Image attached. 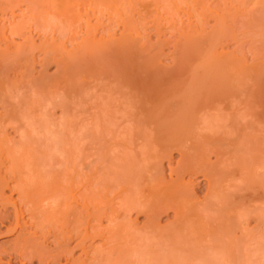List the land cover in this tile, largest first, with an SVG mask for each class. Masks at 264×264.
<instances>
[{"label": "bare ground", "instance_id": "obj_1", "mask_svg": "<svg viewBox=\"0 0 264 264\" xmlns=\"http://www.w3.org/2000/svg\"><path fill=\"white\" fill-rule=\"evenodd\" d=\"M179 1L180 3H177ZM233 1L215 0L214 2L211 0L210 1L209 0H150V1L148 0H0V6H5L7 10L8 8H10V10H12L10 14L12 13V15H15L13 10L14 7H18L21 4L22 5L24 4L26 6L25 8L27 9V11L31 12V14L32 13H34V15L36 14L37 17L45 19V21H47L46 18L49 14V16L51 15V18L52 16L55 17L56 19H58V21L60 20L59 22H61L62 24L64 23L65 26L69 25V28L71 27L70 25L78 23L79 24L78 26L79 27L81 26V29L82 27L84 28V34H85L82 36L79 42H76L77 43L76 45L73 44L72 48L69 47L70 49L67 48L68 47V45L66 44L67 40L74 43L75 39H77L73 37L75 36V32L72 30H71L72 34L70 35V37L67 39L64 38L66 39L65 41L57 42L56 41L57 39L53 38L51 39V41L44 40L41 44L39 42L40 45L39 44L37 45L35 44L36 42L34 41V39L29 40L30 37L28 38L27 36V39L24 38L25 40L23 39L21 43L15 45V49L12 48L13 50L12 49L10 50L11 48L10 46L16 41L11 44H7L12 42V40L10 42H7L8 39H10V37L7 35L9 34L11 38L15 35L23 36L24 34L22 30L27 26L25 23L26 21L21 18L25 24L20 20L17 23L11 22L9 23L10 25L7 24L9 25L7 27L6 26L4 27L5 23L2 22L4 25L2 26L0 25V28L1 27L4 28L0 29L2 30L0 31L2 32L0 33L1 34L0 40L2 39L5 41L7 40L6 41L7 43L6 45H4L5 49L0 47L1 49H3L0 50V105L2 106V115L0 114L1 116L0 134H2L1 131H3L6 128V126H8V124H11L16 120H18L19 122V118L25 117V114L23 116L24 112L23 113L20 112L17 109V105L15 106L14 103L12 104L13 101L9 102L8 100L11 96H13L14 97L13 99H15V95H13L10 91L19 88V85L15 83L16 79L14 78L15 80H13L11 76L15 75L18 79V77L21 74L18 83H20L21 81L20 85H22L23 87L30 86L31 91L34 89V91L39 92L40 90L39 93L33 91L35 95L40 94L41 96V94L43 93V89L41 92V89L39 88L42 87L45 88L48 91V93H50L49 96L47 95L49 98L54 94L57 95L58 97L59 96L62 97V100L67 99L70 101L72 99L73 101H75L74 98H80L79 96L83 92L82 89H84L82 86L84 82L83 76L86 73L90 72V74L92 73V75L94 76L97 75L99 76V78L103 77V79L107 81L106 82L107 84L103 83V85L101 86L105 91V93L107 92L108 95H110V96L107 95V97H104L105 95H103V97L106 100L107 98L111 97V99L113 100L116 98L117 100L120 101V104L118 103L117 106H119L121 111H123L122 112L123 115L125 113L124 115L125 117H123L122 115L123 120L121 117L120 121L122 120V123L125 122V124L126 123L130 124L129 127L131 128L130 129H128L129 127L127 128V133H129L128 136L130 138L129 140L132 145L136 144L137 145L136 147H139V151L135 150L134 155L127 154L129 155L127 158L128 164L126 162L127 165L125 166L124 169L120 167L121 171L120 168L118 171L115 170L117 171L116 174L118 177H120L118 172L121 173L120 178L116 177V174L114 175V177L116 178L114 177L110 179L107 178L109 180L105 178L107 180V181L104 180L105 184L107 183L106 188H104L105 184L102 183L103 181L102 182L100 181L102 187L105 189L103 194L108 195V193L109 194L113 193V195H111V198L115 197L114 192L115 193L117 192L118 194V196L116 195L117 197H120V195L122 194V198H120V200L122 199L120 208H122L124 212L129 213L135 211L137 214H144L146 216V223L144 222L145 224H142L143 228L141 229L147 232L146 235H148L149 233L151 236H153L152 233L158 230L157 224H159L158 222L161 220L160 217H162V214L165 215V213L167 214L170 210L174 212L175 221L173 223L172 222L170 223V225L173 224L172 226L174 227L169 228L170 227L169 225V227L166 228V230L168 231H165V229H163L164 231L161 230L159 232L160 236L166 239V242L168 243V245L163 248H167V251L165 249V252L168 253L167 255H169L170 253L169 255L170 257L167 256L166 253L165 254L163 253L162 256V254H159V252L161 253V251L163 250L161 249L160 251H158L157 249V252L156 253L153 252V255L155 257L158 255L157 258H159L160 261H162V263L159 262L157 264H164V263L167 264L168 259L171 257L173 258L171 254L175 256V258L173 259H175L176 261L179 260V262L180 260L183 259L181 258V256L180 259L177 256V254L178 255L185 254L186 256L184 255L183 258L185 259L188 256L189 258L186 259V261L188 260L189 262L190 260L197 259V257H195L196 249H194L193 246L199 245L197 244L198 242L202 244V239L200 240L199 237V230L201 233V229H203V226L201 227V225L199 224L201 223L200 221L204 219L203 217L205 215L203 217L199 215L200 218L202 217V219L201 220L199 219L200 221H198L197 226L195 224H197L198 218L196 220L195 218L199 217L198 214H201L199 211H202V208L207 210L208 209L210 210L212 208H217L219 210L218 212L219 214L220 213L228 214L230 212L236 213L237 217L234 219L235 214H233L232 220L231 217H228L229 220H227L226 219L227 215L226 217H223L222 219H225L226 221L224 223L222 222L223 224H221L220 222L221 220L218 221L220 222V225H216L215 223L217 220H213L215 221L214 223L211 220V216L209 217L207 216V217L212 222L209 220L206 221V218L205 221L203 222H205V224H208L207 226H209V228L211 227L213 230V234L211 229L210 231L208 230L207 232H211L209 234H212V236H214L212 237L210 235L212 238H209L210 241L212 239L211 241L213 242L212 245L215 244L216 246V247L214 246L213 249L212 245L209 244L214 251L218 249L217 252L221 251L219 252L220 255L223 253L222 251L224 252L229 251L224 254L228 256L229 262H231L232 264H249L246 261L247 258L245 260H244L245 257L243 258L244 253H242L243 254L242 255L240 252L239 253L237 252L238 253L237 254L235 249L237 246L240 247L239 243H243L241 241L243 240L246 241L245 236L246 234H249V232L243 233L242 231L241 236H243L244 239L243 237L240 236L241 240H237L238 242L240 241L238 243L234 241L235 238L233 239L232 235L234 233L232 231L235 229L238 231V228L239 231L243 229L242 226L245 224V221H247L248 216L250 215L249 211L245 210L247 208L246 205L248 203L249 204L252 203L251 205H253V202H257L261 199L262 201H264V192L261 191L262 189H264V182H261L260 183L261 185L258 184L262 186V188L260 187L261 188L260 191L262 192L261 194L260 191L259 192L257 191L258 193L257 192L252 193V191L251 192L249 191V189L253 185L252 184L253 181L256 183L255 181L256 177L258 178V181H260L261 175L259 178V176L254 174L256 172L255 170L256 165L254 168H252L253 170H255V172L251 173L255 176V179L253 175L252 176L247 175V172L249 174V171H251L248 169V167L249 166L251 167V165H249V161H250V160L248 161L249 157L248 159L246 158V160L248 161L247 162L245 161V158H243L244 156L243 154L246 152V150L250 151V149H245L247 145L246 144L244 145V143L240 142L244 131L246 132L245 137L251 135V132L253 131L252 128H254V122L260 124V122L264 121V47L259 48L260 46H264L262 45L261 42L262 40H264V38H262L264 36H262L261 38L259 37L261 40L258 41H260L261 45L258 46L260 43L256 44L260 50L254 49V52L256 51V53L259 50L260 53L258 54L260 56H256L258 54L254 55L253 52L252 57H257L256 59L258 60H255L254 64L251 65H249L250 63L247 64L246 58L244 59L245 56L242 55L243 52L242 48L245 47L241 46V48H239V41H240V37H242L247 33H250V36H256L255 39L259 35L260 36L264 35V31H262V34L255 35V33L256 34L258 33L257 31L258 28L260 27L264 28V0H239V4L238 2L236 3L238 4V7L236 5L233 6L232 3ZM73 2H76L78 4V5L76 4L77 6L83 4L84 6L85 5L89 6V8L92 7L93 12L99 13L98 17H96V20L94 21L95 23H93L90 20L93 17L94 13L92 12L93 14L92 13L90 14L89 12L91 8L88 9L89 10L88 11L85 9L86 6L84 8L85 10H82V8H80V11H84L87 19L85 18L86 21L85 22L83 21L85 24L80 22L81 20L80 18H82L80 16L83 15L84 13L81 12L83 14L80 15L78 7L76 9L73 8L74 6ZM230 2L232 4L231 6L228 5V3L230 4ZM251 4L252 5L257 4V6L254 5L255 7L253 6L251 9H248L247 7ZM170 5H172V7H169ZM242 6L243 8H241ZM2 8L0 7L1 12L3 11ZM87 11L90 15L86 13ZM101 15L106 16L105 18L108 24L105 22L107 26H103V27H106V29L105 30L102 29L100 32L101 35L99 36L97 34L99 32L97 28L101 26L104 22L102 21L103 17L101 18ZM184 15H186L185 18H187L186 22L182 19ZM90 16L91 18L89 19ZM13 18L11 16V19ZM210 20H213V24L209 25ZM33 23H36V21ZM113 24L116 26V28H118V30H120L119 35L116 34L117 29H114L115 26L114 27L111 26ZM51 25H49L50 26L49 29H53L51 28ZM110 26L113 27L114 32L111 31L112 28L110 29ZM35 27L38 29L39 25L38 27L37 26ZM46 30L47 29H45V31ZM109 30L112 33H108ZM6 31L9 32V33L7 32V35H6ZM40 33L43 32L41 31ZM65 34H67V32ZM61 36L63 37V35ZM154 36L155 39H153ZM246 37H249V35L248 34L247 36L245 35L244 38ZM255 39L252 40L251 38L253 42L257 41ZM229 42L235 43V47L233 48V50L230 49V51L228 48H227L228 50L225 49V46L229 44ZM242 44L244 43H241V45ZM256 45L254 46L256 47ZM251 46L252 45H250L248 48L251 49ZM171 47H173L172 50L175 53V55L173 58L174 66L172 65V68L170 69L171 66L169 68L168 67L166 68L167 65L165 66L164 63V67H163L161 65V62L163 58H165L166 56L167 52H165V50ZM38 53L41 54L42 57L40 56V58H38L37 56ZM51 64L56 65L57 72L55 70L56 74L53 75L52 73L53 76L51 75L49 77L44 73L47 71L46 68L48 69L49 68L48 66H50ZM36 65H41L43 69H45L44 70L45 72L44 71L41 72L42 73L41 75L37 74L38 75L37 78L33 76L34 75L33 72L34 69L36 68ZM20 66H22L23 69ZM18 67L21 70L20 74H17V72L20 71L18 70ZM97 83H99V81ZM26 88L24 87V89ZM28 90H30V88H28ZM16 92L18 93V91ZM42 95L45 96L44 94ZM41 98L44 97L41 96ZM41 98L38 96L37 100L35 99L36 102L37 101L39 102ZM10 99H12V97ZM23 100L25 101V99ZM23 100L21 99L20 101ZM67 100L66 102L62 101V104L63 103L69 104L70 101L67 102ZM27 101L28 103H30L29 100ZM71 103L72 102H70V105ZM70 105L68 107H70ZM30 106L32 109L30 110L31 113V111H33L32 103L30 104ZM103 106L105 107L106 105H102V107ZM25 113L26 115L30 114L28 111ZM76 114L78 113L76 112ZM116 114H118L117 116H119V113ZM99 116L100 114L98 115V118H96L97 122L95 118L93 119V121H95L93 122V125L97 124L99 126V123H102L101 122L102 119L99 120ZM108 117L110 119V117L112 118L113 116L112 114L109 113ZM244 117L252 118L254 119V121H251L249 124L243 123L242 120L244 119ZM100 118L102 117L100 116ZM109 119H107L106 117V120L108 122ZM113 119H116V117L115 118L113 117ZM50 123L52 124V122ZM110 126L112 127V125ZM11 127H14V125H12ZM111 127L110 130H112ZM249 128H251L250 135H248L247 133L249 132L246 131ZM13 129L18 130V128H13ZM112 132L111 134H113ZM64 135H68V134H64ZM90 135L92 136L94 134L92 133ZM22 136L24 137V135ZM261 140L264 141V139ZM259 142L261 144H264L261 141ZM259 142L257 141V143ZM5 144L2 146H6V148H9ZM75 144L79 145V143L78 144L75 143ZM261 144L258 145L256 144V146H259ZM48 145L50 146V144ZM24 146L29 147L26 144H24ZM43 146L47 148V144L46 145L43 144ZM250 146L252 147L254 145L252 144ZM256 146L255 149L257 150L258 147L256 148ZM261 147H264V145H262ZM4 148L3 150L0 149L1 150L0 151V204L5 207L11 204V206H13L14 213L10 214L9 211H7L8 209H5V207H3L5 211L3 213H0V224L4 225V223H7V221L9 222L12 220L13 227L12 228L10 227L11 228L10 230L8 227L7 230H9L8 232L11 233H17V237L16 240H14L13 242H5V243L2 242V244L0 245V264H13V262L15 264L17 262H18L17 264H129V261L133 259L134 256L137 254V252H135L136 250L133 249H136L137 247L138 248L137 251H138L139 248L141 249V245H139L140 247H138V245L136 244L137 243L136 241L139 239L137 240L133 239L135 240L133 241L135 248L132 249L131 247L133 246V243H131L132 237L130 236L133 235L134 233L131 234L129 232L130 233L129 235L128 231L132 232V230L134 229L129 230L130 228L126 226L128 224L126 225L124 224L128 222L126 221V219L129 216L128 214L125 213L127 217L124 216V219L126 218L124 223L121 220L123 224L120 223L118 225L117 223L120 221L115 222V219H117L118 216L119 217L121 216L118 211L119 208L118 210L117 209L115 210L114 208L110 207L109 203L108 206L106 204H103L106 203V200L109 199H107L106 195H103L101 192H100L101 194H99V192L97 193V195L95 194L96 196L91 192H89L88 197L87 195L85 196L83 194V197L85 196L84 199L86 198V200L84 201L82 199L84 201L82 206L78 207L79 205L78 206L77 204L74 205L73 201H76V199H78L77 196L73 193L74 191L71 189L74 186L73 184L74 181L73 183L70 181L72 183L71 185L72 187L69 188H67L68 186L63 187V185L58 186L59 181L57 179H59L58 176L61 174V172H59L60 173L59 175L57 173L56 180L53 178V180L55 181L53 180L47 181L44 180V178L42 177L41 180L40 178H38L39 181H37L36 184L34 183V181L33 183L29 184V182H27L26 179L27 177L26 178H24L25 176L22 177V175H24L23 173L24 170H26L25 168H22L23 162L25 161L28 162V160H25L28 159L27 158L28 156L24 158V153H23L21 155L22 157L19 156L18 158V156H16L14 153L16 152L19 154L20 151L19 149L18 152L16 150H14L15 151L14 152L13 149L15 148H12V146H11L12 149L10 148L5 150L6 148L5 149ZM50 148L53 149L54 147H52L51 145ZM259 148L257 152L259 151L262 152V150H259ZM255 149L253 151L251 148L252 154L253 152H256ZM75 151L77 152V150ZM176 151L179 152V159L174 167L168 166L169 178L167 179V176L164 171L165 168L164 165L166 161H168V163L172 162L174 152ZM261 152L260 154H262ZM59 153H62L61 150ZM4 154L9 155L12 159H10L9 156H5ZM13 154L15 155L14 156L15 158L12 157ZM260 154L258 155L255 153L254 157L251 155L250 156L253 157L254 160V158L256 159L257 156L260 157ZM31 155L32 154H30L29 159H31ZM35 157L36 156L32 157L33 162L31 163L33 164ZM212 157H214V159ZM239 157L240 158L242 157V159L245 161V163L244 161L242 163L244 164L243 166L241 165V160L239 162L232 161L233 159L235 160L240 159ZM7 158L10 161L6 162ZM36 158L39 159L38 157ZM36 158H35V163L39 162L36 161L37 160ZM257 159L258 160L256 162L258 163V161L261 160V157ZM5 162L8 163V165H6ZM26 162L24 163V167L26 165H30V163L28 164ZM252 163L253 161L250 162V164ZM41 164L42 163H40V166ZM44 164L45 162L43 163V165ZM245 164L247 165L245 166ZM40 166L38 165V168ZM56 166L57 165L55 163L54 167ZM60 166L64 167V165H60ZM33 167L35 168V166ZM244 168L245 169L247 168L246 170H249L244 172L245 175L253 178L254 179L253 181L248 177L243 178L245 177L243 176L244 173L240 175V172L242 170L245 171ZM74 169L76 170V167H74ZM35 170L33 171L31 170L32 173H36V171H38L39 169L36 171ZM45 172L46 171H44L43 173L45 174ZM40 173L38 172L36 174L38 175ZM43 173H41V176ZM113 173L115 172L113 171ZM27 174L28 176L30 175V173ZM91 175H93V173ZM104 175L107 176L106 174ZM197 175L198 176L201 175L203 177L202 180L204 179L207 181V188H206L207 193L205 194V197L202 198L203 200L202 199L199 200V201H203V203L199 202L201 204L199 203L196 204L198 202L195 201L197 199H194L196 194L194 195V197L192 196L194 185L198 184L195 183L193 185L194 180L192 179H194ZM33 176L35 175L33 174ZM33 176L31 175L30 177ZM84 176H88V175L85 174ZM187 177L188 180H186ZM261 181L264 180L261 179ZM89 182L91 185L92 184L91 181ZM237 182L238 184L239 182H241L242 184L245 185L244 186L242 184L238 185L236 184ZM255 183L254 185L257 184ZM191 185L193 187L192 189L190 188ZM258 185H256L255 188H258ZM59 187L63 189L66 188L64 189L65 192L63 189H61L62 190L61 191ZM74 187L77 186L75 185ZM255 188L254 186L252 187V189ZM231 189L236 190V191L235 190L231 191L232 193L234 192L238 193V191L244 192V194L242 193L243 195H239L241 196L243 201L241 205L244 206L242 207L241 205L239 206L236 205V207L237 206L239 207V208L237 207V210L235 209L236 211L233 210L235 206L234 205L235 199L234 202H232L230 199L231 196L229 195ZM7 191H10V194H7ZM14 193L17 194V198L15 199L12 197ZM98 195L100 200L103 197V199L101 200L102 202L101 205L103 204L104 206L103 205L102 206L104 208L100 204H98V202H95L96 201L95 199H97V201L100 202ZM79 197H82L81 194ZM49 198H57V200L60 199L59 204L62 202L61 203L62 206H60L61 204L58 205L57 201H55L53 204L58 205L57 208H59V210L58 209L57 210L59 212L63 210L61 207L64 206L63 212L58 214V216L62 215V217L58 218V216L56 215H48L47 213L48 210H46L45 208H43V210L40 209L41 211L40 213L41 214L44 213L41 215V217H39V214L37 215L38 210H36V208L40 207L38 205L40 204L41 205L40 208H42L41 202H44L45 199H49ZM241 198L239 197L240 199L239 202H242ZM69 199H74V200L73 201L70 200L69 202L71 203H68ZM63 200L65 202H63ZM93 200L95 204L93 203ZM72 205L73 207H71ZM251 205H249V207H252ZM199 206H202V208H200L201 210L199 209ZM23 207L25 208L24 210ZM114 207L116 208L117 206ZM240 207H242V209L244 207L245 208L243 210H240ZM54 208L56 207H53L51 209ZM44 209L46 210V212ZM238 209L241 211V213L237 214ZM25 212H28V214H30L29 223L28 221L25 220V218H23ZM48 212L49 214L50 212L52 213L50 209ZM45 213H47L46 216ZM252 213L255 212L252 211ZM203 214H205V212ZM104 219L110 222L108 224L110 226L103 227L102 221H104ZM94 220H95V224H93ZM96 224H98L97 226H99V229L96 228L97 227ZM207 226L205 227L208 228ZM29 227H31L33 230ZM169 229H172V231H170ZM244 230L248 231L247 228H244ZM202 233L205 234L204 231ZM230 233L232 235H230ZM220 234L222 239L219 237ZM230 236H232L231 239H233V241L237 243L236 244L237 246L234 247L233 245L234 242L231 239L229 241L232 242L229 243L228 237L230 238ZM156 237H158V235ZM215 237H216L215 239L216 242L215 240H213ZM224 237L227 238L228 242L226 241L224 242L225 240ZM96 238H100L102 240L103 243L101 242L102 243L100 244L101 246L93 247L91 244L86 246L88 241L91 240L93 241ZM195 239L196 240L198 239L200 241L196 242ZM160 241L161 239L158 242ZM144 242H146V240H144L142 243L144 244ZM192 242L194 243V245L191 246ZM219 242H224V244L228 243L229 245L231 244V247L228 246V244H227L228 247L226 245L224 246L223 243L221 244ZM107 244L108 246L106 247ZM160 244H162V242H160ZM201 244L200 246H198L199 250L200 247H202L203 245ZM217 244H220L221 247ZM186 245H190L193 248L187 246L186 247L187 249L185 248L186 250L185 249L183 250V247H185ZM232 245L234 248L232 247ZM205 246L208 247V244L204 245L203 248ZM249 248H253V247H249ZM260 248L261 251H264V245H262ZM78 249L82 250V254H84L83 258L81 257L80 254L79 257L75 255L76 250ZM232 249L235 251L233 252ZM237 249L239 250L238 247ZM206 250H208V248L204 249V251ZM132 253L135 254V255L133 254V257H131ZM144 253L146 255H149L146 252ZM199 253L200 252L198 251V254ZM139 254L136 255L138 256V258H139ZM201 255L204 256L206 254L204 253V255L203 254ZM220 255L218 256L219 260H220ZM160 256L162 257L160 258ZM215 256L213 257V259L215 258ZM129 257L131 259H129ZM152 257L150 258L149 255L148 260L150 262L151 259L152 260L156 259L155 257L154 258ZM164 257H167L166 258L167 261L165 260L166 262L164 261ZM193 257H195V259ZM176 258L179 259L177 260ZM145 259L144 261L147 260ZM228 259H225L226 262ZM221 260L223 261V258H221ZM132 261L133 260H131L130 263L135 264V262L132 263ZM140 261L143 262V260H139V262ZM169 261H171V263L173 262L172 259H169ZM153 262H151V264H156L157 259L156 262L154 260ZM168 263L171 264L170 262ZM174 264H178V263H174Z\"/></svg>", "mask_w": 264, "mask_h": 264}, {"label": "rangeland", "instance_id": "obj_2", "mask_svg": "<svg viewBox=\"0 0 264 264\" xmlns=\"http://www.w3.org/2000/svg\"><path fill=\"white\" fill-rule=\"evenodd\" d=\"M148 1H150V0H148ZM210 1V0H209ZM211 1H214L215 2V0H211ZM218 1V0H217ZM227 1V0H226ZM229 1V0H228ZM233 1V0H232ZM235 1V2H234ZM232 3H233V6L234 5H236L237 7H238V4H239V0H234ZM238 2V4H236ZM75 3V4H74ZM177 3H180V1L179 2H177ZM227 3V2H226ZM77 3L76 2H73V8L74 9H76L77 7H78V9H79V14L81 15V14H83L84 13V11H80V8H82V10H88V9H90V14L93 12V10H92V7H90L89 8V6H86V8H85V6L83 5V4H80L79 6H82V7H79V6H77L76 5ZM22 5V4H21ZM18 6V7H14L13 8V10H14V14L15 15H12V13L10 14V12L12 11V10H10V8H8V10H7V8H5V6H0L1 8H2V10L4 11H2L1 12V10H0V25L2 26V25H4L3 23H5V25H4V27L6 26H9L10 24L9 23H17V22H19L20 20H21V22H23V20H25L26 22V27L22 30L23 31V36H13L12 38H11V36L8 34L7 35V32L8 31H6V35L7 36H9L10 37V39H8V41L7 42H10L11 40H12V42H10V43H7L5 40H0V42L2 43H0V47L1 48H4L5 49V46L4 45H6V43L7 44H11V43H13V42H15V43H13L10 47V50L13 48V49H15V45L16 44H19V43H21L22 41H23V39L25 38V39H27V36H28V38H29V40H33L34 39V41L36 42L35 44H39V42H40V44L45 40H49V41H51V39H57L56 41L57 42H60V41H65L67 38H69L70 37V35L72 34V31H74L75 32V36H73V37H75V38H77V39H75V42L74 43H72V42H70L69 40H67V42H66V44L68 45V49H70V48H72V46H73V44L74 45H76L77 43L76 42H79L80 40H81V38H82V36L83 35H85L84 34V28L82 27V29H81V26L79 27L78 25V23H75V24H72V25H70L71 27H72V29H71V27L69 28V25L68 26H65V24H64V26H63V24L61 23V22H59L58 21V19H56L55 17H53L52 16V18H51V15L49 16V14H48V16H47V18H46V20L47 21H45V19H43V18H40V17H37V15L35 16L34 15V13H32L31 14V12H29V11H27V9L25 8L26 6L23 4L22 6ZM184 5V4H183ZM228 5L229 6H231L232 4H231V2H230V4L228 3ZM257 6V4H251V5H249L247 8L248 9H251L253 6ZM182 6V5H181ZM254 6V7H255ZM169 7H172V5H170ZM250 7V8H249ZM260 7V6H259ZM5 8V9H4ZM18 8V9H17ZM85 8V9H84ZM241 8H243V6L241 7ZM240 8V9H241ZM256 8H258V7H256ZM25 9V10H24ZM89 11V10H88ZM88 11L86 12L88 15H90L89 13H88ZM7 12V13H6ZM25 12V13H24ZM27 12H29V13H27ZM81 12H83V13H81ZM6 13V14H5ZM23 13H24V15H23ZM94 13V14H93ZM92 14H93V17L91 18V16L89 17V19L93 22V23H95L94 21L96 20V17H98V14L99 13H97V12H93ZM32 16H31V15ZM86 14V15H87ZM11 16H12V18L13 19H11ZM22 16V17H21ZM23 16H24V18H23ZM94 16H95V18H94ZM80 17H82V18H80L81 20H80V22H82V23H84L85 21H86V19H87V17L85 16V13L83 14V15H81ZM103 17V19H102V21H104L103 22V24L101 25V26H99L97 29H98V35L100 36L101 35V30L102 29H106V27H103V26H107V21H106V16H103V15H101V18ZM186 17V15H184V17H182V19L186 22L187 21V18H185ZM7 18V19H6ZM23 20H22V19ZM27 18V19H26ZM31 18H32V20H31ZM51 18V19H50ZM86 18V19H85ZM11 20V21H10ZM18 20V21H17ZM28 20V21H27ZM193 20V19H192ZM36 21V23H33V22H35ZM41 21V22H40ZM55 23H53V22ZM84 21V22H83ZM3 22V23H2ZM107 24H106V23ZM24 23V22H23ZM24 23V24H25ZM32 23V24H31ZM47 23V24H46ZM7 24H9V25H7ZM29 24V25H28ZM52 24V25H51ZM85 24V23H84ZM106 24V25H105ZM210 24H213V20H210V23H209V25ZM31 25H32V27H31ZM37 26L38 27V25H39V27H38V29L35 27V26ZM45 25V26H44ZM49 25H51V28H53V29H49L50 28V26ZM57 25V26H56ZM67 25V24H66ZM208 25V26H209ZM31 28H30V27ZM44 26V27H43ZM49 26V27H48ZM52 26H54V27H52ZM111 26H115L114 24L113 25H111ZM110 26V29H111V31L112 32H114V29H117V31H116V34L117 35H119V32H120V30H118V28H116V26H115V28L113 29V27H111ZM4 27H1V28H4ZM47 27V28H46ZM59 27V28H58ZM66 27V28H65ZM78 27H79V30H78ZM0 28V29H1ZM43 28V29H42ZM58 28V29H57ZM62 28V29H61ZM65 28V29H64ZM76 28V29H75ZM260 28H262V27H260ZM260 28H258L257 29V31H258V33L256 34L255 33V35H258V34H262V31H264V28H262V29H260ZM26 29V30H25ZM45 29H47L46 31H45ZM49 29V30H48ZM67 29V30H66ZM209 29V28H208ZM72 30V31H71ZM76 30V31H75ZM0 31H2V30H0ZM25 31V32H24ZM43 32V33H40V32ZM45 31V32H44ZM55 31V32H54ZM63 31V32H62ZM110 30L108 31V33H112ZM260 31V32H259ZM51 32V33H50ZM63 34H62V33ZM67 32V34H65V33ZM81 32V33H80ZM0 33H2V32H0ZM9 33V32H8ZM46 33H47V35H46ZM59 33H61V34H59ZM80 33V34H79ZM102 33H104V32H102ZM107 33V32H106ZM105 33V34H106ZM28 34V35H27ZM48 34H50V35H48ZM74 34V33H73ZM79 36H78V35ZM82 34V35H81ZM247 34L249 35V37H246V38H244L245 37V35L247 36ZM247 34H245V35H243L242 37H240V41H239V48H241V46L243 47H245V48H242L243 49V52H242V55L243 56H245L244 57V59L246 58V62H247V64L248 63H250L249 65H251V64H254V62H255V60H258V59H256L257 57H252L253 56V52H254V49H259V48H261V47H264V46H260L261 45V43H260V41H258V40H261L260 38L262 37V36H264V35H259L256 39H255V37L256 36H250V33H247ZM1 35V34H0ZM61 35H63V37L61 36ZM37 36H38V38H37ZM47 36V37H46ZM62 38H60V37ZM2 37V36H1ZM32 37V38H31ZM45 37H46V39H45ZM50 37V38H49ZM252 38V40H257V41H252L251 40V38ZM260 37V38H259ZM44 38V39H43ZM64 38H66V39H64ZM244 38V39H243ZM249 38V39H248ZM262 38H264V37H262ZM24 39V40H25ZM40 39V40H39ZM153 39H155V36L153 37ZM14 40V41H13ZM5 41V42H4ZM4 42V43H3ZM70 42V43H69ZM257 42V43H256ZM262 42V45H264V40H262L261 41ZM233 42H229V44H227L226 46H225V49L226 50H228L229 49V51H230V49L231 50H233V48L235 47V43H233ZM241 43H244V44H242L241 45ZM250 43H252V44H250ZM260 43V44H259ZM39 44V45H40ZM256 44H259L258 46H260L259 48H258V46L256 45ZM250 45H252L251 46V49L250 48H248ZM254 45H256V47L254 46ZM228 46V47H227ZM70 47V48H69ZM0 48V50H3V49H1ZM228 48V49H227ZM238 48V49H239ZM12 49V50H13ZM173 47H171V48H167L166 50H165V52H167L168 53V55H167V53H166V56H165V58H163V60H162V62H161V65L164 67V63H165V66H166V68L168 67H170V69L172 68V65L174 66V62H173V58H174V55H175V53L173 52ZM241 49V50H242ZM252 51H250V50ZM240 50V49H239ZM260 50V49H259ZM259 50H258V52L256 53V51L254 52V55L255 54H258V53H260L259 52ZM262 50V49H261ZM244 53V54H243ZM246 54V55H245ZM250 55V56H249ZM38 58H40V56L42 57V55L41 54H39L38 53ZM256 56H260L259 54L258 55H256ZM167 58V59H166ZM249 58V59H248ZM252 58V59H251ZM259 58V57H258ZM251 60V61H250ZM173 62V63H172ZM51 66V67H50ZM50 66H48L49 68L47 69L46 68V72L44 71L45 69H43V67L41 66V65H36V68L34 69V72H33V76H35V78H37L38 77V75H41L42 73L41 72H45L44 74H46V75H48L49 77L52 75V73H53V75H55L56 74V72H57V67H56V65L55 64H51ZM22 69H23V67L22 66H20ZM41 68V69H40ZM18 70H20L19 69V67H18ZM41 70V71H40ZM55 70H56V72H55ZM50 72V73H49ZM21 73V70L20 71H18L17 72V74H20ZM38 74V75H37ZM52 75V76H53ZM85 75H86V77H85ZM84 76H83V81L85 82V84H84V82H83V84H82V86H83V88L84 89H82L83 90V92H82V94L79 96L80 98H74V100L75 101H73V99L70 101V100H67V102H72L71 103V105H70V102H69V104L68 103H65L66 105H67V107H66V105L63 103L62 104V101L63 102H66V100L65 99H63L62 100V97H58L57 95H52V96H50V98L48 97L49 95H50V93H48V91L45 89V88H42V87H40L39 89H41V92H42V89H43V93L42 94H44L45 96H43L42 94H41V96L42 97H44V98H41V96H40V94L38 95H35V93L34 92H36V91H34V89L31 91V87L30 86H24L25 88L26 87H28V88H30V90H28V88H26V89H24V87L22 86V85H20V83H21V81H20V83H18L19 82V77L21 76V74H20V76L19 75H17V76H19L18 77V79H17V77L14 75V76H11L12 78H13V80H15L14 82L17 84V85H19V88H17L16 90L14 89V90H12V91H10L13 95H15V99H13L14 97L13 96H11L12 97V99H8L9 100V102H12V104L14 103V105L16 106L17 105V109L20 111V112H24L23 113V116H24V114H25V117H22V118H19V122H18V120H16L15 122H12L11 124H8V126H6V128L3 130V131H1V133L2 134H0V149L1 150H3V148L5 147L6 148V146H2V145H4L5 143V145H7L9 148H4L5 150H7V149H10L11 148V146H12V148H15V149H13V151L14 150H16L17 152L19 151V154L18 153H16L15 151V155L16 156H18V158H19V156H21L23 153H24V158L25 157H27L28 159H25V160H28V162H26V163H30V165H26L25 167H24V163L25 162H23V166H22V168H25L26 170H24V175H22V177L23 176H25L24 178H26L27 179V182H29V184L30 183H33V181H34V183L36 184L37 183V181H39L38 180V178H40V180H41V178L43 177L44 178V180H47V181H52L53 180V178L56 180V176H57V173H58V175L60 174L59 172H61V174L58 176L59 177V179L61 180H59V179H57L58 181H59V185L58 186H62L63 185V187L64 186H68L67 188H69V187H72L71 185H72V183H73V181H74V186L76 185L77 187H72L71 189L74 191L73 193L77 196V198L78 199H76V201H73L74 199H69L68 200V203H71V202H69L70 200H72L73 201V203H74V205L75 204H77V206L78 207H81L82 206V204L84 203V201L86 200V198L84 199V197L87 195V197L89 196L88 194H89V192H91L92 194H96L97 195V193L99 192V194H103V192L105 191V189L104 188H106V184H105V181L104 180H106L107 178H113L114 177V175L117 173V171L119 170V168L120 167H122L123 169L125 168V166L128 164V156L129 155H134V153H135V150H137V151H139V147H136L137 145L136 144H131V142H130V138H129V133H127V128L129 127V123L126 125L125 124V122L124 123H122V120H123V117H125L124 115H125V113H124V115H123V111H121V109L119 108V106H117L118 105V103L120 104V101L119 100H117L116 98L113 100V99H111V97H109V98H107V100L104 98V97H107V95H108V93L106 94L105 93V91L103 90V88H102V86L101 85H103V83H106L107 81L106 80H104L103 79V77H101V78H99V76H97V75H92V73L90 74V72H88V73H86ZM93 77V78H92ZM97 77V78H96ZM11 78V79H12ZM15 78V79H14ZM86 78V79H85ZM87 79H89V80H87ZM99 79V80H98ZM96 80V81H95ZM91 81V82H90ZM99 81V83H97ZM101 81V82H100ZM93 83V84H92ZM96 83V84H95ZM100 85V88H99V85ZM107 84V83H106ZM88 85V86H87ZM104 86H105V84H104ZM103 86V87H104ZM88 87H89V89H88ZM93 87V88H92ZM95 87V88H94ZM98 88V89H97ZM19 89V90H18ZM37 89V88H36ZM85 89H87V90H85ZM38 90V89H37ZM16 91H18V93L16 92ZM34 91V92H33ZM85 91V92H84ZM104 91V92H103ZM9 92V93H10ZM22 92V93H21ZM39 92H40V90H39ZM39 92H36V93H39ZM45 92H47V93H45ZM90 92V93H89ZM91 93H92V95H91ZM11 95V94H10ZM33 95V96H32ZM48 95V96H47ZM101 95V96H100ZM103 95H105L104 97H103ZM37 96H39L41 99L39 100V102L37 101L36 102V100H37V97L35 98V97ZM91 96H92V98H91ZM108 96H110V95H108ZM17 97V98H16ZM34 97V98H33ZM57 97V98H56ZM82 97V98H81ZM19 98H20V100L22 99H25V101L24 102H26V103H24L23 101H20L19 100ZM27 98V99H26ZM46 98V99H45ZM36 99V100H35ZM39 99V98H38ZM76 99H78V100H76ZM82 99V100H81ZM27 100H29V102L30 103H28V101ZM35 102H34V101ZM62 100V101H61ZM65 100V101H64ZM40 101H41V103H40ZM87 103H86V102ZM108 101V102H107ZM110 101V102H109ZM33 102H34V104H33ZM54 102V103H53ZM18 103V104H17ZM21 103H22V105H21ZM32 103V108H33V111H31V113H30V110H32L31 109V106H30V104ZM38 103V104H37ZM43 103V104H42ZM57 103V104H56ZM77 103V104H76ZM85 103V104H84ZM100 103V104H99ZM116 103V104H115ZM28 105V106H25V105ZM61 104H62V106H61ZM44 105V106H43ZM46 105V106H45ZM70 105V107H68ZM97 105V106H96ZM102 105H106L105 107L103 106L102 107ZM111 105V106H110ZM36 106V107H35ZM60 106V107H59ZM107 106H109V107H107ZM24 107V108H23ZM73 107V108H72ZM99 107V108H98ZM28 108V109H27ZM62 108V109H61ZM63 108H64V110H63ZM67 108V109H66ZM69 108V109H68ZM74 108H75V110H74ZM77 108V109H76ZM122 108V107H121ZM27 109V110H26ZM45 110H46V112H45ZM63 110V111H62ZM69 110V111H68ZM77 110V111H76ZM80 110V111H79ZM99 111V113H98V111ZM114 110V111H113ZM29 112L30 114H27L26 115V113L25 112ZM41 111V112H40ZM64 111H66V112H64ZM72 111H74V112H72ZM49 112V113H48ZM71 112V113H70ZM76 112L78 113V114H76ZM82 114H81V113ZM86 112V113H85ZM88 112V113H87ZM90 112V113H89ZM102 112V113H101ZM112 112V113H111ZM119 113V116H117L118 114H116V113ZM21 113V114H22ZM85 113V114H84ZM112 114V116L115 118L116 117V119H113V117L111 118L110 117V119H112V120H110L109 119V117H108V114ZM0 114L2 115V106L0 105ZM81 114V115H80ZM84 114V115H83ZM93 114V115H92ZM96 114V115H95ZM100 114V116L102 117V118H100V116H99V120H101V122L102 123H99V126L96 124V125H93V122H95V121H93V119L95 118V120H96V122H97V119L96 118H98V115ZM101 114H103V115H101ZM71 115V116H70ZM107 117V119H109V122L106 120V117ZM122 115H123V117H122ZM245 115V114H244ZM28 116V117H27ZM68 116V117H67ZM71 118H70V117ZM76 116V117H75ZM1 117V116H0ZM103 117H105V118H103ZM121 117H122V120L120 121V119H121ZM26 118V119H25ZM51 119V120H49V119ZM85 118V119H84ZM29 119V120H28ZM47 119H48V121H47ZM54 119V120H53ZM68 119V120H67ZM70 119V120H69ZM75 119V120H74ZM252 118H249V117H244V119L242 120V122L243 123H246V124H249L251 121H254V119H252ZM28 122H27V121ZM53 120V121H52ZM117 122H116V121ZM22 121H24V122H22ZM29 121H31V122H29ZM44 121V122H43ZM76 121H77V123H76ZM105 121V122H104ZM107 121V122H106ZM18 122V123H17ZM50 122H52V124L50 123ZM70 122H72V123H70ZM75 122V123H74ZM79 122H80V125H79ZM100 122V121H99ZM262 122H264V121H262ZM262 122H260V124L259 123H256V122H254V128H252L253 129V131L251 132L250 130H251V128H249V129H247L246 131L247 132H249V133H247L248 135H250V132H251V135L250 136H247V137H245L246 136V132L244 131L243 132V136H242V138H244V139H242L241 138V140H240V142H242V143H244V145L246 144L247 146H246V148L245 149H250V151H248V150H246V152L243 154L244 156H243V158H245V161H247L246 160V158L248 159V157H249V159H248V161H249V165H251V167L249 166L248 167V169L249 170H251V171H249V170H246L245 168V171H241L240 172V175H242V173H244V172H246V171H249V174H248V172H247V175H250V176H252L253 174H251L252 172H255V170H256V172L254 173L255 175H257V176H259V178H260V175H261V179L262 180H264V155H262V154H264V147H261L262 145H264V144H261L259 141H261L262 143H264V141H262L261 139H264V129H262V128H264V123H262ZM20 123H21V125H20ZM47 123V124H46ZM50 125H52V126H50ZM65 124V125H64ZM75 124V125H74ZM78 124V125H77ZM105 124V125H104ZM229 124V123H228ZM12 125H14V127H11ZM47 125V126H46ZM48 125H49V128H48ZM60 125V126H59ZM74 125V126H73ZM77 125V126H76ZM91 125H92V127H91ZM110 125H112V127L110 126ZM115 125V126H114ZM230 125V124H229ZM16 126V127H15ZM83 126V127H82ZM111 127V129L112 130H110V127ZM114 126V127H113ZM117 126V127H116ZM126 126V127H125ZM45 129H44V128ZM52 127V128H51ZM64 127V128H63ZM97 127V128H96ZM109 127V128H108ZM262 127V128H261ZM13 128H18V130L17 129H13ZM62 128H63V130H62ZM70 128V129H69ZM83 128H84V130H83ZM131 127H129L128 129H130ZM258 128V129H257ZM47 129H49V130H47ZM54 129V130H53ZM55 129H56V131H55ZM61 131H60V130ZM96 129H97V131H96ZM257 129V130H256ZM45 130V131H44ZM52 130H53V132H52ZM71 130H73V131H71ZM92 130V131H91ZM261 130V131H260ZM46 131H48V132H46ZM84 131V132H83ZM113 131V132H112ZM126 131V132H125ZM129 131V130H128ZM260 131V132H259ZM4 132V133H3ZM65 132V133H64ZM74 132V133H73ZM94 134V135H90V134H92V133ZM111 132L113 133V134H111ZM28 133V134H27ZM61 133V134H60ZM78 133V134H77ZM81 133V134H80ZM97 133V134H96ZM100 133V134H99ZM254 135H253V134ZM64 134H68V135H64ZM96 134V135H95ZM132 134H133V132H132ZM22 135H24V137L22 136ZM27 135V136H26ZM73 135V136H72ZM107 135V136H106ZM112 135V136H111ZM256 135V136H255ZM63 136V137H62ZM88 136V137H87ZM104 136V137H103ZM259 137V139H258V137ZM44 137V138H43ZM51 137V138H50ZM56 137H58V138H56ZM72 137V138H71ZM77 137V138H76ZM48 138V139H47ZM69 138V139H68ZM71 138V139H70ZM79 138H81V139H79ZM91 138H92V140H91ZM125 138H127V139H125ZM257 138V139H256ZM76 139V140H75ZM94 139V140H93ZM70 142H69V141ZM131 140H132V137H131ZM255 140H256V142H255ZM2 141V142H1ZM4 141V142H3ZM257 141L259 142V143H257ZM7 142H9V143H7ZM46 142V143H45ZM50 142H52V143H50ZM95 142V143H94ZM246 142V143H245ZM253 142V143H252ZM2 143H4V144H2ZM75 143H79V145H76ZM94 143V144H93ZM126 143V144H125ZM254 145V146H250V145H252V144ZM258 145V144H261V145H259V146H256V144ZM23 144V145H22ZM24 144H26L27 146H29V147H26V146H24ZM43 144L44 145H46L47 144V148L45 147V146H43ZM48 144H50V146L48 145ZM55 146H54V145ZM129 144V145H128ZM51 145H52V147H54L53 149L52 148H50L51 147ZM76 145V146H75ZM127 145V146H126ZM15 146V147H14ZM49 146V147H48ZM58 146V147H57ZM80 146H81V148H80ZM124 146V147H123ZM129 146H130V148H129ZM255 146H256V148L258 147H261V148H259V150H262V152L261 151H259V152H257V150H258V148H257V150L255 149ZM19 147V148H18ZM24 147H26V148H24ZM122 147V148H121ZM248 147V148H247ZM252 148V150L254 151V149L256 150V152H253V154H252V151H251V148ZM11 148V149H12ZM24 150H23V149ZM128 148V149H127ZM138 148V149H137ZM19 149V150H18ZM58 149V150H57ZM114 149V150H113ZM0 150V151H1ZM4 150V151H5ZM24 151V152H22V151ZM32 150V151H31ZM60 150H61V152L62 153H59L60 152ZM75 150H77V152L75 151ZM127 150V151H126ZM133 150V151H132ZM28 151H29V153H28ZM31 151V152H30ZM25 152H26V154H25ZM260 152L262 153V154H260ZM41 153V154H40ZM84 153V154H83ZM120 153H121V155H120ZM260 154V157H261V162H262V164H261V162L260 161H258V163L256 162L258 159L257 158H260V157H258L257 156V158L255 159L254 158V160H253V157H254V154ZM13 154V156L12 157H14L15 155ZM30 154H32L31 155V159H29V157H30ZM35 154V155H34ZM52 154V155H51ZM124 154V155H123ZM127 154H129V155H127ZM241 154V155H242ZM5 156H9V155H6V154H4ZM38 155V156H37ZM50 155V156H49ZM57 155V156H56ZM71 155V156H70ZM253 156V157H251V156ZM33 156H36V157H38L39 159H37L36 157V161H39V162H37V163H35V158H34V164L33 163H31V162H33ZM176 156V157H175ZM247 156V157H246ZM10 157V156H9ZM22 157V156H21ZM68 157H69V159H68ZM72 157V158H71ZM74 157V158H73ZM85 157V158H84ZM256 157V156H255ZM15 158V157H14ZM17 158V157H16ZM41 158V159H40ZM44 158H46V159H44ZM52 158V159H51ZM79 158V159H78ZM121 158V159H120ZM124 158H126V159H124ZM175 158V159H174ZM213 159H214V157H212ZM240 158V157H239ZM10 159H12L11 157H10ZM122 159H124V160H122ZM178 159H179V152H174V155H173V159H172V162L170 163H168V161H166L165 162V168H164V171H165V174H166V176H167V179L169 178V167L168 166H171V167H174L175 165H176V162L178 161ZM45 160V161H44ZM63 160V161H62ZM117 160V161H116ZM241 160V165L243 166L244 164H242L243 163V159H242V157L240 158V159H238V160H235V159H233L232 161L233 162H235V161H240ZM8 161H10V160H8V158H7V160H6V162H8ZM41 161H43V162H41ZM52 161V162H51ZM115 161H116V163H115ZM124 161V162H123ZM245 161H244V163H245ZM247 161V162H248ZM253 161V163H255V164H250V162H252ZM5 162V163H6ZM45 162V164L43 165V163ZM126 162H127V164H126ZM40 163H42L41 164V166H40ZM55 163H56V167H54L55 166ZM65 163H66V165H65ZM69 163V164H68ZM167 163H168V165H167ZM259 163H260V165H259ZM33 164V165H32ZM36 164V165H35ZM40 166L39 168H38V165ZM67 164H68V166H67ZM114 164V165H113ZM171 164V165H170ZM248 164V163H247ZM247 164H245V166L247 165ZM6 165H8V163H6ZM45 165H47V166H45ZM51 165H53V166H51ZM60 165H64V167L63 166H60ZM118 167H116V166ZM255 165H256V167H255ZM30 166V167H29ZM33 166H35V168L33 167ZM45 166V167H44ZM76 167V170L74 169V167ZM115 166V167H114ZM31 167H33V168H31ZM44 169H43V168ZM63 167V168H62ZM69 167V168H68ZM80 167V168H79ZM108 167H109V169H108ZM255 167V170H253L252 168H254ZM31 168V169H30ZM36 168H38L39 170L41 169L43 172L44 171H46L47 173H48V171H49V173L47 174L46 172H45V174L40 170H38V169H36ZM56 168V169H55ZM66 168H68V169H66ZM82 168V169H81ZM111 168V169H110ZM115 168V169H114ZM243 168V167H242ZM29 171H28V170ZM38 170V171H36V170ZM74 169V170H73ZM78 169V170H77ZM167 169V170H166ZM33 170H35L36 171V173H43L42 174V176H41V173L40 174H36V173H32V171ZM66 172H65V171ZM82 170V171H81ZM112 170V171H111ZM115 170H117V171H115ZM253 170V171H252ZM258 170V171H257ZM69 171V172H68ZM92 171V172H91ZM113 171L115 172V173H113ZM120 171H121V168H120ZM52 172V173H51ZM54 172V173H53ZM65 172V173H64ZM74 172V173H73ZM27 173H30V175L28 176V174ZM82 173V174H81ZM93 173V175H91ZM110 173V174H109ZM119 173V176L121 177V173L120 172H118ZM26 174H27V176H26ZM33 174L35 175V176H33ZM67 174V175H66ZM73 174V175H72ZM88 175V176H84V175ZM104 174H106L107 176H105ZM110 176H109V175ZM113 174V175H112ZM33 176L34 178H36V179H34L33 177H30V176ZM40 175V176H39ZM54 175V176H53ZM69 175V176H68ZM83 175V176H82ZM111 175H112V177H111ZM247 175H245V173L243 174V176H245V177H243V178H247L248 176ZM38 176V177H37ZM45 176V177H44ZM61 176V177H60ZM68 176V177H67ZM70 176H71V178H70ZM75 176V177H74ZM102 176V177H101ZM109 176V177H108ZM165 176V177H166ZM248 177L249 179H251L252 181L255 179V176L253 175V177H254V179L253 178H251V177ZM57 177V178H58ZM92 177V178H91ZM116 177H118L117 176V174H116ZM116 177H114V178H116ZM120 177H118V178H120ZM195 177V176H194ZM193 177V178H194ZM29 178H30V180H29ZM83 178V179H82ZM87 178V179H86ZM91 178V179H90ZM101 178H103V179H101ZM106 178V179H105ZM202 176L201 175H197L194 179H192V180H194V182H193V185L195 184V183H198V184H195L194 185V190H193V194H192V196L194 197V195H195V197H194V199H197V200H195L196 202V204H198L199 202H201V203H203V201H199V200H201L203 197H205V194L207 193V191H206V188H207V181L206 180H202ZM23 179V178H22ZM34 179V180H33ZM67 181H71L70 183L69 182H67ZM89 179V180H88ZM94 179V180H93ZM109 179H107V180H109ZM261 179H260V181H258V178L256 177V183L253 181V185L251 186V190L249 189V191L251 192L252 191V193H255V192H259L260 190H261V188H262V186H260L261 184V182H264V181H261ZM25 180V179H24ZM29 180V181H28ZM35 180H36V182H35ZM55 180H53V181H55ZM64 181V183H63V181ZM85 180H86V182H85ZM106 180V181H107ZM186 180H188V177L186 178ZM198 180V181H197ZM84 181V182H83ZM89 181H91V185H90V182ZM100 181L102 182V183H104L105 184V187L103 188L102 187V184L100 183ZM258 181V182H257ZM26 182V183H27ZM57 182V181H56ZM75 182H76V184H75ZM81 182V183H80ZM60 183H62V184H60ZM68 185H67V184ZM83 183V184H82ZM85 183V184H84ZM254 183L256 184V185H258V184H260V185H258V188H255V186L256 185H254ZM69 184H70V186H69ZM101 184V185H100ZM200 184V185H199ZM236 184H238V182L236 183ZM239 184L241 185L242 183L241 182H239ZM238 184V185H239ZM33 185V184H32ZM31 185V186H32ZM243 186L245 185V184H242ZM86 186H87V188H86ZM92 186V187H91ZM98 186V187H97ZM249 186V187H250ZM254 186V188L255 189H252V187ZM33 187V186H32ZM261 187V188H260ZM34 188V187H33ZM33 188H31V189H33ZM86 188V189H85ZM191 189L193 188L192 187V185H191V187H190ZM59 189L61 190V189H63V188H61V187H59ZM64 189H66V188H64ZM63 189V190H64ZM75 189V190H74ZM92 189H94V190H92ZM96 189V190H95ZM101 189V190H100ZM257 189H259V190H257ZM89 190H91V191H89ZM235 189H231L230 190V199H231V201L232 202H234V199H235V203H234V211H236L237 210V207L239 206V205H241L242 203H243V201H242V198H241V196H239V195H243L244 194V192H242V191H238V193L237 192H234V193H232L231 191H234ZM62 191V190H61ZM87 191V192H86ZM236 191V190H235ZM254 191V192H253ZM262 192H264V189H262L261 190ZM260 191V194L262 193ZM64 192H65V190H64ZM76 192V193H75ZM78 192V193H77ZM96 192V193H95ZM101 192V193H100ZM192 192V191H191ZM241 192V193H240ZM257 192V193H258ZM90 193V194H91ZM197 193H198V195H200V196H198L197 195ZM243 193V194H242ZM7 194H10V191H7ZM77 194H79V195H77ZM80 194H81V196L82 197H79L80 196ZM83 194L85 195L84 197H83ZM95 195V196H96ZM103 195H106V194H103ZM102 195V196H103ZM111 195H113V193L112 194H109L108 193V195H106V197H107V199H109V200H106V203H103V204H106L107 206H108V203H109V205H110V207H112V208H114L115 210L117 209L118 210V208H119V214L121 215L120 217H121V219H120V217L118 216V218L117 219H115V222H118V221H120V222H118L117 224L119 225L120 223H122L121 222V220L123 221V223H124V221H125V219H124V216L125 217H127L126 216V214H128L129 216H128V218L126 219V221H128L127 223H124L125 225L126 224H128V225H126L128 228H130L129 230H132V229H134V230H132V232L131 231H128V233L130 232L131 234H133V235H131L130 237H132L131 239V243H133V241H135V240H133V239H139V240H137L136 242V244L138 245V247H140L139 245H141V249L139 248V252L137 251V247H136V249H133V248H135L134 246V243H133V246H131L132 247V249L133 250H136L135 252H137V254L136 255H138L139 253V258H138V256H136L134 253H132L131 254V257H133V254L135 255L134 256V258L133 259H131L130 257H129V259H131V260H133L132 261V263L133 262H135V264H140V262H141V264H145V262H146V264H151V262H153V260L156 262V259H157V262H156V264L157 263H159V262H161L162 263V261H160V259L159 258H157V256L155 257L154 255H153V252L154 253H156L157 252V249H158V251H160L161 249L163 250V251H161V253L159 252V254H162V256H163V253L165 254L166 252H165V249H166V251H167V248H163V247H166L167 245H168V243L166 242V239H164V238H162L161 236H160V234H159V232L162 230V231H164L163 229H165V231H168V230H166V228H168L169 227V225H170V223L172 222H174L175 221V216H174V212L172 211V210H168L167 212V214L165 213V215H163L162 214V217H160L161 218V220H160V218H159V224H157V227H158V230L156 231V232H154V233H152V235L155 237V238H157V239H155L153 236H151L149 233H148V235H146V233L147 232H145V230H142L141 228H143V225L142 224H145L146 223V216L144 215V214H137L135 211L132 213V212H129V213H127V212H124V210L122 209V208H120L121 207V200H120V198H122V194L120 195V197H117L118 196V194H117V192L115 193L114 192V195H115V197L114 196H112V197H114V198H111ZM117 195V196H116ZM101 196V197H102ZM14 199L15 198H17V194L16 193H14L13 194V196H12ZM106 197H104V198H106ZM196 197H198V198H196ZM239 197L241 198V201L242 202H239L240 201V199H239ZM81 198V199H80ZM96 198V197H95ZM98 198H99V195H98ZM52 199V200H51ZM56 199V200H55ZM84 201H83V200ZM103 199V197L101 198V200ZM114 199V200H113ZM233 199V200H232ZM60 200V199H59ZM59 200H57V198H49V199H45V201L44 202H41L42 203V208H40L41 207V205L39 204L38 206H40V207H38V208H36V210H38V213H37V215L39 214V217H41V215L42 214H44V213H40L41 211H40V209L41 210H43V208H45L46 210H48L49 211V209H50V211H52V213L50 212V214H49V212L47 211V213H48V215H56V216H58V214H60V213H62L63 212V210H64V206L63 207H61L60 209L62 210V211H58L59 210V208H57V206L58 205H60L59 204ZM64 200H66V199H64ZM63 200V202H65ZM83 202H82V201ZM96 201L95 202H98V204H100L101 205V200H100V198H99V200H100V202L99 201H97V199H95ZM105 200V199H104ZM113 202H112V201ZM203 200V199H202ZM53 201V202H52ZM55 201H57L58 202V205L56 204V205H54L53 203L55 202ZM77 201H80V202H77ZM107 201H110V202H107ZM239 202V203H238ZM72 203V204H73ZM80 203V204H79ZM93 203H94V200H93ZM201 203H199V204H201ZM256 203V204H255ZM64 204V203H63ZM95 204V203H94ZM102 204V205H103ZM249 204V203H248ZM246 205V209L245 210H247V211H249V216H248V219H247V221H245V224L242 226V230L241 231H239V228H238V231L235 229V230H233L232 232L234 233L233 235L230 233V235H232L233 236V239H234V241L235 242H238L237 240H241V238H240V236H241V234H242V231H243V233H247V232H249V234H246V236L248 237H246L245 236V240L246 241H241V242H243V243H239V245H240V247L239 246H237L236 244L237 243H235L234 241H233V239H231V237L232 236H230V238L228 237V241L231 239L234 243H233V245H234V247L235 246H237L238 248H239V250L237 249V247L235 248L236 249V253L238 252H240L241 254L242 253H244V255H243V258H244V260L246 259V261L250 264H264V263H262V262H264V251H261L260 249V247L262 246V245H264V201H262V199L261 200H259V201H257V202H253V205H251L252 203H250L249 205H251L252 207H249V205ZM6 205V204H5ZM52 207H51V206ZM54 205V206H53ZM70 205V204H69ZM101 205V206H102ZM105 205V206H106ZM236 205H238L237 207H236ZM44 206V207H43ZM49 208H48V207ZM60 206H62V204L60 205ZM59 206V207H60ZM100 206V207H101ZM104 206V205H103ZM102 206V207H103ZM114 206H117L116 208L114 207ZM242 207L244 206V205H241ZM254 206V207H253ZM3 207H5V206H2L1 204H0V213H3L4 211H5V209H8L7 211H9V213L11 214H13L14 213V209H13V206H11V204L8 206H6L5 207V209L3 208ZM53 207H56V208H54V209H58L57 211L56 210H54V209H51V208H53ZM71 207H73V205L71 206ZM242 207H240V210H243L242 209ZM48 208V209H47ZM104 208V207H103ZM200 208H202V206H199V209ZM239 208V207H238ZM254 210H253V209ZM25 208L23 207V210H24ZM44 209V210H45ZM217 208H212V209H204V208H202V211H199L201 214H198V216L200 215V216H204L203 218L204 219H202V217L200 218V216L199 217H196L195 218V220L197 219V224H195L196 226L198 225V221H200L201 219H202V221H200L199 223V225H201V227L203 226V229H201V233H200V230H199V237H200V240L202 239V244L201 243H197V244H199V245H195V246H193L194 247V249H196L195 250V254L196 255H200L199 257L198 256H196L195 255V257H197V259H195V257H193L195 260H190V262L187 260L186 261V259H188L189 257L187 256V258H183L184 257V255L185 254H182V255H178L177 254V256L180 258V256H181V258L183 259V260H180V262H179V258H176L178 261H176L175 259H173V258H175V256L173 255V254H171L172 256H173V258L171 257V258H169V259H172L173 260V262L171 263V261H169V259H168V261L166 260V258L167 257H164V261L166 260L167 261V264H169L168 262H170L171 264H174V263H178V264H210V262H211V264H216V263H218V264H232L231 262H229V259H228V256L226 255V254H224V253H226V252H229V251H226V252H224V251H222L223 253L220 255V253L219 252H221V251H219V252H217L218 251V249H216L215 251L213 250L214 249V246H215V244L214 245H212V243L213 242H211L212 241V239H211V241H210V239L209 238H212V237H214V236H212V234H213V230H212V228L210 227L209 228V226H207L208 224H205V222H203V221H205V218H206V221H208L209 219H208V217L209 216H211V220L213 221V220H217L216 221V223H215V221H213L216 225H220V222H221V224H223L226 220L225 219H222L223 217H226V215H227V217H226V219L227 220H229V218L228 217H231V220L233 219L232 217H233V214H235L234 215V219L237 217V215H236V213L235 212H233V213H228V214H219L218 212H219V210L217 211L216 210ZM236 209V210H235ZM46 210H45V212H46ZM54 210V211H53ZM201 210V209H200ZM239 209H238V212H237V214L238 213H241V211H240ZM244 210V211H245ZM90 211H92V210H90ZM121 211H122V213H121ZM252 211H254L255 213H252ZM44 212V211H43ZM205 212V214H203ZM211 212V213H210ZM243 212V211H242ZM251 212V213H250ZM47 213H45V216H46V214ZM57 213V214H56ZM126 213V214H125ZM218 213V214H217ZM257 213V214H256ZM25 215L23 216V218H25V220L26 221H28V223H29V221H30V219H29V216H30V214H28V212H25L24 213ZM123 214V215H122ZM125 214V215H124ZM137 214V215H136ZM216 214V215H215ZM256 214V215H255ZM230 215V216H229ZM208 216V217H207ZM60 217H62V215H59L58 216V218H60ZM123 217V218H122ZM213 218V219H212ZM219 218H221V219H219ZM29 219V220H28ZM200 219V220H199ZM130 220V221H129ZM194 220V219H193ZM194 220V221H195ZM211 220H209V221H211ZM221 220V221H220ZM250 220V221H249ZM211 221V222H212ZM218 221H220V222H218ZM114 222V223H115ZM145 222V223H144ZM196 222V221H195ZM202 222H203V224H202ZM223 222V223H222ZM110 222L108 221V220H106V219H104V221H102V224H103V227H106V226H110V225H108ZM113 223V224H114ZM122 223V224H123ZM213 223V224H214ZM13 221L11 220V221H7V223H4V225H1L0 224V245L2 244V242H13L14 240H16V237H17V233H11V232H8L12 227H13ZM93 224H95V220L93 221ZM112 224V225H113ZM117 224H115V225H117ZM132 226H131V225ZM98 224H96V226H97ZM173 225V224H172ZM172 225H170V227L169 228H171V227H174V226H172ZM102 226V225H101ZM100 226V227H101ZM205 226H207L208 228H206ZM244 226H246V227H244ZM8 227H9V230H7L8 229ZM11 227V228H10ZM140 227V228H139ZM29 228H31V227H29ZM97 229H99V226H97L96 227ZM159 228H162V229H159ZM204 228H205V230H204ZM244 228H247L248 229V231H246V230H244ZM32 229V228H31ZM31 229H29V230H31ZM137 229H139V230H137ZM175 229V228H174ZM210 229H211V231H212V234H209V233H211V232H207L208 230L210 231ZM33 230V229H32ZM137 230V231H136ZM170 231H172V229H169ZM144 231V232H143ZM205 232V234L204 233H202V232ZM246 231V232H245ZM143 232V233H142ZM207 232V233H206ZM6 233V234H5ZM130 233H129V235H130ZM145 233V234H144ZM220 233V232H219ZM8 234V235H7ZM141 234V235H140ZM208 234V235H207ZM158 235V237H159V239H158V237H156ZM212 237H211V236ZM250 235V236H249ZM204 236V237H203ZM206 236V237H205ZM209 236V237H208ZM134 237V238H133ZM147 237V238H146ZM161 237V238H160ZM199 237H198V239H199ZM208 237V238H207ZM220 238H221V234H220V236H219ZM241 237H243V236H241ZM252 237V238H251ZM15 238V239H14ZM142 238V239H141ZM207 238V239H206ZM218 238V237H217ZM219 238V239H220ZM240 238V239H239ZM150 239V240H149ZM161 239V241L160 242H162V244H160V242H158L159 240ZM196 240V242L197 241H200V240ZM216 239V237L213 239V240H215ZM222 239V238H221ZM220 239V240H221ZM225 239V240H224ZM224 242L226 241V242H228L227 241V238H225L224 237ZM243 239H244V237H243ZM257 239V240H256ZM261 239V240H260ZM95 240V241H94ZM92 242L91 241H88L87 242V245L86 246H88L89 244H91L93 247L95 246V247H99V246H101L100 244H102L103 242H102V240L100 239V238H96V239H94ZM144 240H146V242H144V244L142 243ZM194 240V241H195ZM206 242H205V241ZM193 241V242H194ZM204 241V242H203ZM222 241V240H221ZM232 241H229V243L230 242H232ZM250 241V242H249ZM102 242V243H101ZM149 242H151V243H149ZM168 242H170V241H168ZM191 243V246L192 245H194V243ZM215 242H216V240H215ZM224 242H219V243H223L224 244ZM244 242H246V243H244ZM93 243V244H92ZM141 243V244H140ZM152 243H154V244H152ZM164 243V244H163ZM167 243V244H166ZM196 244V243H195ZM200 244L202 245V247H200V250H199V247L198 246H200ZM208 244V247H204L203 248V246L204 245H207ZM209 244H211L212 245V247H213V249L211 248V246L209 245ZM228 244V243H227ZM227 244H224V246L226 245L227 246ZM247 244V245H246ZM249 244H250V246H249ZM51 245V244H50ZM149 247H148V246ZM217 245H219L220 247H221V245L220 244H217ZM233 245H232V247H233ZM246 246V247H244V246ZM108 246V244L106 245V247ZM191 247L190 245H186L185 247H183V250L186 248V247ZM228 246H230L231 247V244L229 245L228 244ZM227 246V247H228ZM145 247V248H144ZM193 247H191V248H193ZM196 247V248H195ZM198 247V248H197ZM209 247H210V249H212V250H210L209 249ZM216 247V246H215ZM233 247V248H234ZM249 247H253V248H249ZM205 248H208V250H206V251H204V249ZM222 248H224V247H222ZM89 249V248H88ZM87 249V250H88ZM187 249V248H186ZM185 249V250H186ZM246 250V252H245V250ZM253 249V250H252ZM202 250V251H201ZM233 250V249H232ZM251 250H252V252H251ZM254 250H256V251H254ZM147 251H149V252H147ZM198 251L200 252L199 254H198ZM214 251V252H213ZM235 250H233V252H234ZM250 251V252H249ZM133 252V251H132ZM143 252V253H142ZM144 252H146V253H148L149 255H150V258L152 257V258H156V259H151V262L148 260L149 259V255H146ZM151 252V253H150ZM204 253L206 254V255H204ZM208 253V254H207ZM218 253V254H217ZM235 253V254H236ZM237 253V254H238ZM255 253V254H254ZM79 254L81 255V257L83 258L84 257V254H82V250L81 249H78V250H76V253H75V255L77 256V257H79ZM145 254V255H144ZM168 253H166V255H167ZM201 254H203L204 256H202ZM211 254V255H210ZM213 254H215V255H213ZM234 254V253H233ZM152 255V256H151ZM165 255V256H166ZM169 255H170V253H169ZM169 255H167V256H169ZM208 255V256H207ZM209 255H210V257H209ZM220 255V260L218 259L219 256ZM147 256V257H146ZM162 256H160V258L162 257ZM186 256V255H185ZM202 256V257H201ZM215 256V258L213 259V257ZM251 256H252V258H251ZM144 257V258H143ZM170 257V256H169ZM207 257V258H206ZM212 257V258H211ZM136 258V259H135ZM143 258V259H142ZM148 260V262H147V260ZM180 258V259H181ZM192 258V259H193ZM221 258H223V261L221 260ZM138 259V260H137ZM144 259L146 260V261H144ZM207 261H205V260ZM217 259H218V261H217ZM225 259H228L227 260V262H229V263H227L226 262V260ZM130 260V261H131ZM134 260H137V261H134ZM139 260H143V262L142 261H140L139 262ZM210 260V261H209ZM130 261H129V264H131L130 263ZM165 261V262H166ZM225 261V262H224ZM260 261V262H259ZM137 262V263H136ZM187 262V263H186ZM18 263V262H17ZM16 263V264H17ZM154 263V262H153ZM164 263V262H163ZM13 264H15L14 262H13ZM134 264V263H133ZM165 264V263H164Z\"/></svg>", "mask_w": 264, "mask_h": 264}]
</instances>
